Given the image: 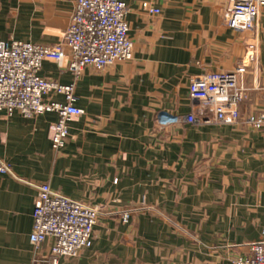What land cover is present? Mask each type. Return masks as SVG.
<instances>
[{"label": "crops", "instance_id": "obj_1", "mask_svg": "<svg viewBox=\"0 0 264 264\" xmlns=\"http://www.w3.org/2000/svg\"><path fill=\"white\" fill-rule=\"evenodd\" d=\"M76 1L0 0V41L58 45ZM121 1L130 8L131 61L77 79L69 56L63 67L43 62L39 75L74 84L84 111L61 150L52 145L58 115L0 112V158L13 168L0 174V264H51V241L39 257L30 243L43 183L102 209L92 247L59 264H233L264 239V129L246 124L264 112V7L257 30L238 32L224 22L227 0ZM146 1L161 14L144 13ZM252 44L259 63L244 76L237 125H160L161 116L197 113L193 77L234 71Z\"/></svg>", "mask_w": 264, "mask_h": 264}, {"label": "built area", "instance_id": "obj_2", "mask_svg": "<svg viewBox=\"0 0 264 264\" xmlns=\"http://www.w3.org/2000/svg\"><path fill=\"white\" fill-rule=\"evenodd\" d=\"M227 1L224 14L227 27L238 32L257 30L264 0ZM141 8L149 16L161 14L160 9L147 1ZM129 13V6L121 0H77L69 28L58 45L0 41V112L8 116L17 112L25 118L46 113L58 115L53 125L52 145L55 151L61 150L69 137V124L84 115V111L75 105L74 84L63 86L39 75L43 62L53 60L63 67L69 56L66 67L77 79L86 68L101 70L131 61L134 43L129 36ZM258 63L259 47L252 44L234 71L193 77L189 97L196 103L197 113L183 117L161 116L160 125H203L212 121L223 126L237 125L241 118L240 105L248 93L244 76L250 65L256 67ZM53 96H62L65 103L55 101ZM246 124L257 130L264 129V112L248 117ZM0 174L13 175L12 166L3 158H0ZM36 188L30 235L36 257L41 255L47 241H51L47 259L51 264L78 257L82 251L90 249L102 209L74 201L52 190L47 183ZM130 218V211L121 215L122 223H128ZM40 262V258H35V264ZM232 263L264 264V239L251 245L249 256L234 258Z\"/></svg>", "mask_w": 264, "mask_h": 264}]
</instances>
